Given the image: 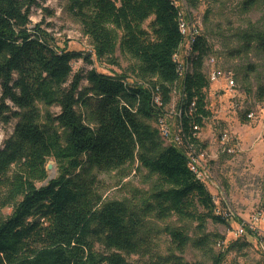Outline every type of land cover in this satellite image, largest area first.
Masks as SVG:
<instances>
[{
	"label": "trees",
	"instance_id": "1",
	"mask_svg": "<svg viewBox=\"0 0 264 264\" xmlns=\"http://www.w3.org/2000/svg\"><path fill=\"white\" fill-rule=\"evenodd\" d=\"M40 1L0 0V121H18L0 148V264H131L124 255L149 254L147 218L177 217L201 231L210 220L229 225L216 213L213 194L190 169L185 152L174 142L165 146L148 123L165 117L173 88L179 87L180 130L202 147L194 126L203 130L212 116L205 38H197L191 70L181 76L174 57L185 38L172 0H69L97 55L112 57L119 47L137 62L136 78L148 87L96 70L74 74L73 63L92 64L90 56L59 50L46 32L31 27L32 9ZM187 1L193 8L199 3ZM243 39L264 55V30L251 28ZM258 97L264 99L263 85ZM39 104L59 107L60 113L43 119ZM51 161L57 169L53 179ZM135 163L156 178L151 194L140 205L104 202L95 171ZM10 206L12 214L4 219L2 211ZM165 231L180 251L191 243L182 228ZM194 245L205 249L209 240L203 236ZM152 257L151 264H200ZM224 258L220 254L215 264Z\"/></svg>",
	"mask_w": 264,
	"mask_h": 264
},
{
	"label": "rangeland",
	"instance_id": "2",
	"mask_svg": "<svg viewBox=\"0 0 264 264\" xmlns=\"http://www.w3.org/2000/svg\"><path fill=\"white\" fill-rule=\"evenodd\" d=\"M247 1L199 0L197 7L190 8L195 23H199L200 34L210 48L209 56L217 59L215 67L228 76L231 73L237 84L234 93L229 92L223 78L210 84L206 94L212 116L200 134L203 162L208 169L205 184L218 207L225 211L229 225L215 224L210 220L201 231L197 223L177 217L165 222L147 218L144 221V238L149 245V254L124 255L131 264H151L154 255L164 259L174 256L187 263L215 264V258L222 253L225 256L222 264H264V224L248 229L242 238L235 236L243 221L250 220L254 214H264V142L260 139L264 133V99L258 97L259 87L264 86V55L256 44L247 46L243 39L251 28L264 30V0H258L253 7H246ZM151 21L145 23V29L149 28ZM31 27H39L46 32L59 50L90 56L92 64L84 59L73 63L74 74L96 70L108 76H126L131 83L139 81L134 73L137 62L119 47L112 57L97 55L92 39L70 12L69 0H41L32 9ZM118 34L121 35V32ZM206 68L213 69L207 65ZM209 69H206L207 76ZM138 83L148 87L145 82ZM87 86V82H83V87ZM180 96L179 87H174L165 117L148 122L159 131L165 146L169 145V141L174 142L180 132L177 117ZM38 107L43 119L47 114L56 116L60 113V108L56 106L39 104ZM251 111L256 114V119L247 121L245 117ZM17 122L12 120L5 124L0 121V148L12 137ZM165 124L171 132L169 140L162 137ZM225 132H229L233 142L240 145L234 153L221 150L220 137ZM50 164L55 167L53 172H49L53 179L57 169L54 161ZM95 176L104 202L125 201L140 205L156 185V178L138 163L111 172L95 171ZM12 211V206L5 208L2 211L4 219ZM168 227L182 228L190 237L191 243L183 251L166 233ZM203 236L209 240L205 249L194 245ZM231 244L235 247L232 248ZM97 249L102 250L99 246Z\"/></svg>",
	"mask_w": 264,
	"mask_h": 264
},
{
	"label": "built area",
	"instance_id": "3",
	"mask_svg": "<svg viewBox=\"0 0 264 264\" xmlns=\"http://www.w3.org/2000/svg\"><path fill=\"white\" fill-rule=\"evenodd\" d=\"M176 7L179 9V27L180 30L185 38V43L183 44L181 50L175 55L174 59L179 63V71L180 75L183 76L187 74L191 70L192 65V53L194 44L197 41V38L201 36L200 31L198 30L199 23H195L194 16L192 15L193 7L190 6L187 0H172ZM191 8V9H190ZM184 54V56H183ZM217 64V59L215 57H207L204 61V73L206 74V65L213 69H209L208 73V80L210 84H214L219 82L222 78L227 82V88L230 93H234L236 89V81L233 76H228L224 72L219 71L215 66ZM207 91V90H206ZM160 98L156 97L155 101L160 105ZM182 100V98H181ZM178 112V110H177ZM177 116H181V114H177ZM247 118L250 121L256 119V114L254 112L247 113ZM165 123V122H162ZM264 128V127H263ZM264 130V129H263ZM195 133L194 137L201 142L200 134L202 129L198 126H194ZM162 137L169 140L171 137L170 129L168 128L167 124L163 126L162 130ZM260 139L264 142V133L261 135ZM170 142V141H169ZM175 144L182 147L183 151L185 152L186 156L189 159V167L190 169L195 172L198 178L205 184V176L208 172L206 165L203 162V150H201V146L196 142L191 141L190 138H186L184 134H182V130H180L179 134L176 136ZM220 145L221 150L224 153H234L235 151L239 150L240 145L237 142H233V138L229 132H225L220 137ZM206 185V184H205ZM215 199V197H214ZM215 203L216 199H215ZM218 205V204H217ZM217 214L224 215L226 217V213L223 212L219 207L216 210ZM264 224V214L257 213L254 214L250 220L243 221L237 231L235 232V236L237 238H242L247 233L248 229L257 228L258 225Z\"/></svg>",
	"mask_w": 264,
	"mask_h": 264
},
{
	"label": "water",
	"instance_id": "4",
	"mask_svg": "<svg viewBox=\"0 0 264 264\" xmlns=\"http://www.w3.org/2000/svg\"><path fill=\"white\" fill-rule=\"evenodd\" d=\"M54 168L55 167H54L53 164H49L47 169H48L49 172H53ZM50 179H52V178H50Z\"/></svg>",
	"mask_w": 264,
	"mask_h": 264
}]
</instances>
